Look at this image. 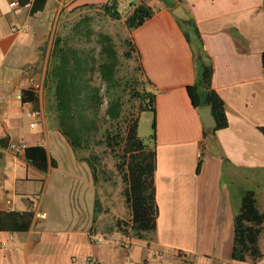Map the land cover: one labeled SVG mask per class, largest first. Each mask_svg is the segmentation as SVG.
I'll use <instances>...</instances> for the list:
<instances>
[{
  "label": "crops",
  "instance_id": "0c3cea01",
  "mask_svg": "<svg viewBox=\"0 0 264 264\" xmlns=\"http://www.w3.org/2000/svg\"><path fill=\"white\" fill-rule=\"evenodd\" d=\"M128 1L121 18L141 2L154 11L128 33L145 88L155 96L153 240L134 236L129 226L118 230L119 212L106 213L104 203L96 212L92 179L48 120L52 19L110 0H45L41 10L36 0H0V264H86L89 258L94 264H264V257L232 258L242 194L252 191L264 213V0ZM178 5L200 35L202 62L211 68L207 86L182 20L172 13ZM207 89L222 100L228 122L213 132L198 113L208 106ZM23 91L32 99L22 100ZM29 110L42 119L27 118ZM18 140L27 155L10 150ZM36 147L46 152L45 170L33 163ZM258 246L264 252V234Z\"/></svg>",
  "mask_w": 264,
  "mask_h": 264
},
{
  "label": "trees",
  "instance_id": "16d2710c",
  "mask_svg": "<svg viewBox=\"0 0 264 264\" xmlns=\"http://www.w3.org/2000/svg\"><path fill=\"white\" fill-rule=\"evenodd\" d=\"M41 10L45 0H36ZM35 9V8H34ZM100 9L110 18L120 20L121 15L115 11L114 3L101 5ZM154 15L153 9L141 2L137 4L126 16L124 24L128 32L138 28ZM180 21V20H179ZM183 24L185 36L196 52V63L200 67L201 83L207 86L208 77L211 71L209 65L202 62L203 50L200 35L194 23L180 21ZM100 46L103 52L101 61L95 67L90 54H82L81 49L66 46L61 39H56L51 47L48 61V69L45 80L47 95V113L62 135L67 139L70 146L76 150L84 141L90 137L92 128L97 129V114L106 99V109L101 123L103 129V141L112 147L115 143L123 142L121 158L117 168L121 173L123 182L122 195L125 203L130 209V231L141 239L152 241L155 233L156 207L154 204V171L156 167V153L154 149L156 119L154 102L155 96L145 87L139 92L130 89L131 98L137 97L140 102L137 115H132L127 121L125 131H118L114 123L125 118L123 96L128 88L123 89L118 84L116 77V63L118 53L112 38L107 35L100 36ZM127 59L136 60L135 48L129 35L125 38ZM97 72L104 82L105 89L103 97L100 96V89L90 85L89 76ZM199 83V81H198ZM193 87L191 102L196 106L195 98L198 94V85ZM32 95L22 92V100L32 99ZM147 102V104H145ZM205 103L215 120V127L211 132L225 128L228 125L224 104L218 95L210 89L205 92ZM150 110L153 115L152 134L149 142L146 143L137 134L138 117L140 111ZM116 129V130H113ZM264 135V127L259 128ZM27 155V151L25 152ZM200 153L197 165V172L202 162ZM46 152L43 147H36L34 165L45 170ZM97 212V210H96ZM118 230L126 233L127 225L121 221L116 223ZM264 234V213H261L257 206L254 193L245 191L242 194L240 208L234 216V247L232 258L237 261L250 259L256 262L264 257V252L259 249V238Z\"/></svg>",
  "mask_w": 264,
  "mask_h": 264
},
{
  "label": "rangeland",
  "instance_id": "374dc122",
  "mask_svg": "<svg viewBox=\"0 0 264 264\" xmlns=\"http://www.w3.org/2000/svg\"><path fill=\"white\" fill-rule=\"evenodd\" d=\"M126 14L122 18H126ZM122 18L120 20L112 19L100 8H80L64 11L52 19L48 41L50 48L56 39H61L66 46L81 49L82 54H90L94 66L97 67L98 62L103 57L99 43L100 36L107 35L112 38L118 53V61L115 68L116 77L119 80L118 84H120L121 89L128 85V88H124L126 92L123 96L125 118L118 123H114L113 126L117 127L118 131L124 132L127 121L133 114L137 115L140 106L139 99L137 97L131 98L129 91L133 89L135 94L145 85L138 62L127 59L124 54L127 50L125 38L129 32L125 27V20H122ZM89 78L90 85L99 88V94L103 97L105 85L99 74L94 72ZM105 109L106 99L103 98V103L97 114L98 128H92L91 136L87 140L85 132L84 141L80 148L76 150L71 148L74 153V159L80 164L82 163L83 172L86 177L90 176L92 183H94L97 192L96 197H98L96 200L97 212L99 211L98 208H102V203H104L106 213L113 211V209L119 212L120 217L117 221H121L125 227V225L129 226L128 222H130L131 216L130 209L122 195L124 185L121 173L117 168V164L121 161V158L117 157V155H120L122 151L123 142L115 143L112 147H109L103 141L101 123L103 122ZM48 120L49 122L52 121L50 117ZM152 122L153 115L150 110L140 111L137 134L146 143L149 142L152 134ZM113 130L116 129L113 128ZM78 171L80 173V169ZM81 174L83 175V173Z\"/></svg>",
  "mask_w": 264,
  "mask_h": 264
},
{
  "label": "built area",
  "instance_id": "2783aa9c",
  "mask_svg": "<svg viewBox=\"0 0 264 264\" xmlns=\"http://www.w3.org/2000/svg\"><path fill=\"white\" fill-rule=\"evenodd\" d=\"M110 4L114 3L115 11L120 13L119 11L128 9L130 7V3L128 0H110ZM32 81V80H31ZM24 115L27 118L33 119L34 117H38L42 119V113L38 110H29L24 112ZM35 126V121L30 123V127L33 128ZM10 150L16 152L17 154L25 155L26 152V144L23 140H18L17 142H12L9 145ZM86 264H94L91 258L87 259Z\"/></svg>",
  "mask_w": 264,
  "mask_h": 264
},
{
  "label": "water",
  "instance_id": "95a60500",
  "mask_svg": "<svg viewBox=\"0 0 264 264\" xmlns=\"http://www.w3.org/2000/svg\"><path fill=\"white\" fill-rule=\"evenodd\" d=\"M173 15L182 20V21H189L188 14L184 11V9L178 5L172 10ZM198 113L202 119V122L204 124V127L206 129H212L215 127V120L214 117L211 114L210 107L209 106H201L198 108Z\"/></svg>",
  "mask_w": 264,
  "mask_h": 264
}]
</instances>
